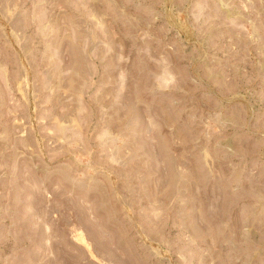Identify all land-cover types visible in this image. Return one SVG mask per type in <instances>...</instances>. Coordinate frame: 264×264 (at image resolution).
I'll list each match as a JSON object with an SVG mask.
<instances>
[{"label": "rangeland", "instance_id": "374dc122", "mask_svg": "<svg viewBox=\"0 0 264 264\" xmlns=\"http://www.w3.org/2000/svg\"><path fill=\"white\" fill-rule=\"evenodd\" d=\"M0 264H264V0H0Z\"/></svg>", "mask_w": 264, "mask_h": 264}]
</instances>
